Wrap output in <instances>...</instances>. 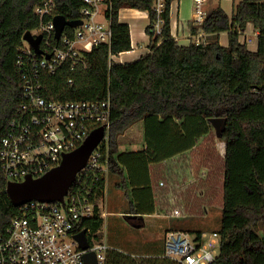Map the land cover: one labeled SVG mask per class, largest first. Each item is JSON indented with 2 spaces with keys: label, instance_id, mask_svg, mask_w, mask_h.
Instances as JSON below:
<instances>
[{
  "label": "trees",
  "instance_id": "1",
  "mask_svg": "<svg viewBox=\"0 0 264 264\" xmlns=\"http://www.w3.org/2000/svg\"><path fill=\"white\" fill-rule=\"evenodd\" d=\"M44 0H0V147L9 121L17 113L24 92V80L17 58L23 35L40 24L35 7ZM57 13L77 19L84 0H56ZM153 0H111L107 16L111 20L112 39L83 52L85 64L72 68L69 63L54 73H44L43 94L55 100H99L111 96L112 114L108 131L109 172L124 174L120 163L119 136L135 122L172 123L175 118H197L203 128L185 147L172 152L156 150L155 162L191 149L194 166L207 169L202 197L191 194L186 212L221 208L217 231L221 235L218 264H264V0H240L230 16L218 4L209 10L201 25H192L194 33H209L205 43L181 44L171 33L167 0L162 13V32L156 33L157 14ZM123 7L148 10L151 51L130 62L114 55L132 48L131 28L121 22ZM248 22L258 29V48L241 42V31ZM227 31L229 42L223 45L219 34ZM74 28L67 26L66 35ZM72 79V82L69 80ZM226 116L221 137L225 152L216 148V132L207 118ZM202 136V141H197ZM106 177L94 184L92 200L95 213L82 227L93 233L103 225L100 198ZM7 180L0 163V234L6 232L20 206L7 192ZM203 231H197L200 235ZM119 264H181L161 257L133 258L115 252Z\"/></svg>",
  "mask_w": 264,
  "mask_h": 264
},
{
  "label": "built area",
  "instance_id": "2",
  "mask_svg": "<svg viewBox=\"0 0 264 264\" xmlns=\"http://www.w3.org/2000/svg\"><path fill=\"white\" fill-rule=\"evenodd\" d=\"M153 1L157 14L156 33H161L167 0ZM206 2L194 0L197 25L207 17ZM110 4L111 0H84L79 18L83 22L73 27L72 35L65 34L69 25L65 26L60 38L55 36L56 0H44L35 7L40 24L30 31L34 36L42 35L40 46L43 51L38 53L23 37L17 65L24 80V92L0 147L5 179L7 182L22 181L28 174L38 177L58 165L63 154L78 147L96 127L105 126L106 133L92 151L87 165L78 172L64 202L33 199L20 205L19 213L12 218L6 232L0 234V264H119L113 258L118 249L98 238L88 227H82L84 220L95 213L94 184L109 173L111 96L108 94L99 100H55L43 94L44 73H54L66 63L72 68L85 64L83 52L100 43L111 42V20L106 14ZM204 37L199 33L196 43H205ZM244 42L247 43L246 39ZM164 184L161 180L160 185ZM169 214L188 213L180 205L172 208ZM83 228H86L89 240L86 248L75 238ZM220 247L221 235L217 230L192 237L187 230L169 229L165 234L164 251L159 257L181 264H218ZM88 252L92 253L95 262L86 260Z\"/></svg>",
  "mask_w": 264,
  "mask_h": 264
},
{
  "label": "crops",
  "instance_id": "3",
  "mask_svg": "<svg viewBox=\"0 0 264 264\" xmlns=\"http://www.w3.org/2000/svg\"><path fill=\"white\" fill-rule=\"evenodd\" d=\"M218 4L219 3H216L215 0H207V11L209 12V10H211ZM224 5L225 6H221L230 16H232L235 3H233L232 8L230 6L228 7V4ZM170 17L171 33L179 43L189 44L190 42L195 41L197 39L199 33L204 34V38L207 40L209 33L203 30H200L196 33L192 31L193 24L195 26H198L194 20V0H172L170 7ZM119 19L121 22L128 23L131 28L132 48L130 50L122 51L118 55H115L114 59L120 62H130L149 53L151 51L149 47L150 35L146 32V27L150 22L148 10H141L132 7H123L121 8L119 13ZM222 34H226V42L221 41L220 38ZM258 34L259 31L255 27V25L252 22H248L245 31L241 32L239 39L241 42H244V40L246 39L249 48H251L252 50H256L258 48ZM219 40L223 45H227L229 42L228 32L222 31L219 34ZM147 148L148 147L142 150L138 145L130 144L126 145V147H123V149H120L119 145L118 159L125 168L124 174L122 175L125 181L123 185L126 187L130 185L132 187V191L129 189L127 193V197L130 200L131 204V210L128 211V213L134 216H126V218H128V221L131 224L137 227H142L146 225V223L153 221V218H156L157 216H160L161 218L163 216H166V218L180 217L173 216L168 212L172 210L173 205H178V203H174L176 202L175 199L179 200L180 205H183L185 209V203L189 202L190 198L192 199V196L190 198L186 197L195 193L199 197H202L203 194H205L204 189L206 188V185L196 186L195 188L193 184L195 182L200 181H202L203 184L206 183L204 180L206 174H200L201 170L205 167H202L200 170H198V168L193 165L191 171L193 170L194 173H196L197 171L196 175L200 177L198 178L194 174L196 178H187L188 175H183L182 177H180V170L175 167L176 164H174L173 162L170 163L172 159L174 160L176 157L179 158L178 154H182L188 150L178 153L173 157L167 158L163 161L155 162V160L152 161L153 156H150L149 158L146 155V151L148 150ZM133 154H142L140 155L141 157L139 158V161H137V165H134V162H129V157H131ZM161 180H164V185H160ZM130 186L129 188H131ZM106 190L107 180L105 181L104 193L106 192ZM100 207L102 210L101 203ZM207 207L209 208L210 212L211 210L214 211L216 209L214 208L215 205H206L204 206V209L208 210ZM159 209L162 211V213L159 212ZM219 209L220 207L218 206L217 210ZM196 212H198V210H190L189 208V211L187 212L188 214L186 215H193ZM199 212L203 213V211ZM105 214L106 212L103 211V222L105 221ZM158 227L159 229H164L163 243L161 249L157 250V247L153 248V246L151 245L150 250L142 254L141 257H159V255H161L164 251L165 234L166 231L169 229H183L189 232L194 231L196 233L200 230L203 232H211L217 230V228L205 230L203 228L192 229L186 227H179L176 222H174V225L170 224L169 222L166 224L163 223L162 225L159 224ZM118 251H116V253Z\"/></svg>",
  "mask_w": 264,
  "mask_h": 264
},
{
  "label": "rangeland",
  "instance_id": "4",
  "mask_svg": "<svg viewBox=\"0 0 264 264\" xmlns=\"http://www.w3.org/2000/svg\"><path fill=\"white\" fill-rule=\"evenodd\" d=\"M239 1L240 0H215L216 3H219L222 6L228 4L227 6H230L231 8L233 3L236 5ZM100 18L103 21L105 20L103 16ZM220 39L222 42H226V34H222ZM196 120V117L193 119L188 117L182 120L175 118L172 123L164 122L154 124L146 122L145 119L139 120L119 136L120 149H123V147L130 144H136L142 150L148 147L146 155L149 158L150 156H155L156 150L158 149L165 153L179 150L188 145L194 135L202 131L203 128ZM202 140L201 136L197 143L199 144ZM215 146L218 151L225 152L226 144L221 138H216ZM191 153V150H188L182 154H178L179 158L176 157L174 160L172 159L170 161V163L173 162L176 164L175 167L180 170V177L183 175H188L187 178L198 177V175H196L197 171L196 173H194L193 170L191 171V168L194 165ZM140 155L142 154H133L129 157V162H134V165H137V161H139V158L141 157ZM206 172L207 169L204 168L201 170L200 174L205 175ZM106 180L107 190L100 198L102 212H106L105 221L97 234L101 240H105L112 244L119 250V252L135 259L141 258L142 254L150 250L151 245L153 248L157 247V250L161 249L164 229H159V224L162 225L163 223L166 224L169 222L174 225V222H176L179 227L192 229L203 228L205 230L218 228L220 225L222 211L221 208L217 210L218 206L215 205L214 208L216 209L214 211L211 210V212L207 207L208 210L204 209L203 213L196 212L189 216H183L184 214H181L183 217L181 215H179L180 217L168 218H166V216H163L162 218L157 216L156 218H153V221L146 223V225L142 227L134 226L128 221V218H126V216L130 215L128 211L131 210V204L127 197V193L129 189L132 191V187L129 183L128 185L131 188L123 185L125 181L123 176L119 173L109 172L106 176ZM175 201L178 203V206H180V201L176 199ZM178 206L173 205L172 207L175 208ZM159 212L162 213L160 209ZM168 212L171 213V211ZM196 235V232H191L192 237H196Z\"/></svg>",
  "mask_w": 264,
  "mask_h": 264
},
{
  "label": "water",
  "instance_id": "5",
  "mask_svg": "<svg viewBox=\"0 0 264 264\" xmlns=\"http://www.w3.org/2000/svg\"><path fill=\"white\" fill-rule=\"evenodd\" d=\"M83 22L82 19L67 18L64 14L58 13L54 17L56 26L55 36L60 38L65 26L75 27ZM23 37L27 39L34 49L41 53L40 46L42 35L34 36L30 30H27ZM49 56V55H48ZM211 127L215 129L217 137L221 138L226 128V116H213L207 118ZM105 126H99L93 129L85 140L75 149L65 152L61 162L47 170L38 177L28 174L22 181H9L7 183V192L15 205H22L33 199L40 201H61L64 202L71 185L81 171L88 163L89 157L94 148L105 137ZM134 216V215H128ZM75 238L80 242L81 247L89 246V240L86 235V228L75 234ZM88 261L95 262L92 253L85 254Z\"/></svg>",
  "mask_w": 264,
  "mask_h": 264
}]
</instances>
